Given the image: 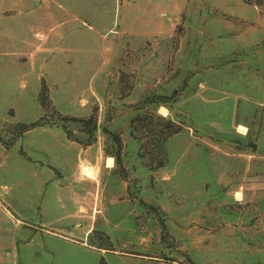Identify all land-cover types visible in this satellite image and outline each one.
<instances>
[{"label":"rangeland","instance_id":"obj_1","mask_svg":"<svg viewBox=\"0 0 264 264\" xmlns=\"http://www.w3.org/2000/svg\"><path fill=\"white\" fill-rule=\"evenodd\" d=\"M0 264H264V0H0Z\"/></svg>","mask_w":264,"mask_h":264},{"label":"crops","instance_id":"obj_2","mask_svg":"<svg viewBox=\"0 0 264 264\" xmlns=\"http://www.w3.org/2000/svg\"><path fill=\"white\" fill-rule=\"evenodd\" d=\"M162 1V0H160ZM147 4H138L137 5V15H135L133 17L134 21L135 22H138V23H145V19H147L148 21H150V19L152 20H155V19H158L157 17V12L159 13V11L161 12V10L163 9L162 6H158V7H155L153 6L152 7V13L153 15H148V13H142L139 9H142L144 8V6H146ZM147 7V6H146ZM166 10H170V7H168ZM151 20V21H152ZM153 22V21H152Z\"/></svg>","mask_w":264,"mask_h":264},{"label":"trees","instance_id":"obj_3","mask_svg":"<svg viewBox=\"0 0 264 264\" xmlns=\"http://www.w3.org/2000/svg\"><path fill=\"white\" fill-rule=\"evenodd\" d=\"M41 120H38V121H36V122H32V123H30V124H20V133H23V132H26V131H28L29 129H31V128H33V127H35V126H39V125H41V122H40ZM65 127V126H64ZM66 134L69 136V134H68V131L66 130ZM8 145H10V144H8ZM8 145H6V146H8Z\"/></svg>","mask_w":264,"mask_h":264},{"label":"clouds","instance_id":"obj_4","mask_svg":"<svg viewBox=\"0 0 264 264\" xmlns=\"http://www.w3.org/2000/svg\"><path fill=\"white\" fill-rule=\"evenodd\" d=\"M236 202L237 203H242L243 202V194L242 193H239L236 197Z\"/></svg>","mask_w":264,"mask_h":264},{"label":"bare ground","instance_id":"obj_5","mask_svg":"<svg viewBox=\"0 0 264 264\" xmlns=\"http://www.w3.org/2000/svg\"><path fill=\"white\" fill-rule=\"evenodd\" d=\"M83 171L86 172L87 174H91L92 173V169L86 165L83 166Z\"/></svg>","mask_w":264,"mask_h":264}]
</instances>
